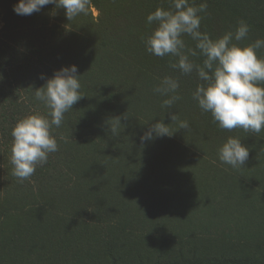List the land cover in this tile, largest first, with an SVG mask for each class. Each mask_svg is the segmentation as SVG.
<instances>
[{"label":"trees","instance_id":"1","mask_svg":"<svg viewBox=\"0 0 264 264\" xmlns=\"http://www.w3.org/2000/svg\"><path fill=\"white\" fill-rule=\"evenodd\" d=\"M246 1L256 2L260 7L251 10L264 19V0ZM100 3L91 0L97 9ZM240 3L243 1L232 0L229 7L238 15L240 8L244 9L242 15L264 34V21ZM91 6L87 15L72 21L64 9L51 4L44 7L45 12L32 15H17L13 9L5 13L0 29V155L11 153V132L20 119L37 113L47 116L48 109L35 99L34 91L57 70L79 64L75 62L81 41L97 37ZM54 9L56 14L52 15ZM46 15L53 16L55 22L48 24ZM238 43L247 45L245 41ZM258 55L264 57V49ZM193 59L203 62V57ZM152 73L159 81L172 76L179 80V86L202 83L195 72L183 75L170 68L169 62L155 67ZM108 99L118 102L112 95ZM71 112L65 113L61 127L53 126L59 150L49 155L46 164L37 166L33 181L41 190L49 180L56 189L55 196L66 207L62 212L100 226L105 241L104 264H264V131L257 135L237 129L231 136L240 138L249 149L248 160L238 169L219 160L218 149L227 138L209 137L210 143H206L198 138L163 136L189 153L185 159L165 147L160 137L142 142L139 134L119 138L104 131L98 140L101 148L97 161L100 163L102 157L107 165L100 170L92 167L83 151L96 137L77 126L69 118ZM83 192L96 197L99 204H82L78 194ZM39 194L35 204L46 205L44 192ZM110 206L111 216L104 208ZM130 226L164 239L173 238L178 247L167 250L157 246L154 253L119 252L112 230ZM201 237L204 243L185 247L191 239ZM221 241L216 248L210 247Z\"/></svg>","mask_w":264,"mask_h":264},{"label":"rangeland","instance_id":"2","mask_svg":"<svg viewBox=\"0 0 264 264\" xmlns=\"http://www.w3.org/2000/svg\"><path fill=\"white\" fill-rule=\"evenodd\" d=\"M216 1V4H212L209 0H189L194 6L204 2L208 4L207 11L199 13L202 17L200 31L216 39L229 31L234 32L238 23L244 21L250 27L248 36L243 40L246 44L264 39V34L254 29L248 16L242 15L244 9L240 8L241 14L238 15L229 7L232 0ZM242 1L241 6L250 10L251 7L259 6L254 1ZM18 2L0 0V29L5 13ZM169 6L170 0H101L99 9L91 6V20L97 37L83 38L81 41L75 62L80 63L75 65L78 67V75H81L82 98L71 109L73 112L69 118L96 137L83 147V151L88 154L86 160L95 169L102 170L107 165L102 157L100 163L97 161L101 148L98 140L104 131L111 132L110 124L117 117L121 118L122 123L118 129L119 138L133 134L142 136L150 128V123L161 120L175 132L170 136L172 139L182 136L210 143V138H228L237 132V129H220L213 122L211 113L199 108L192 98L196 85L190 82L179 86L176 94L181 99L172 108L161 107L167 97L153 92L160 81L152 72L155 67H163L174 58H161L148 53L144 41L156 26L146 23L147 15L157 7L167 9ZM42 12H45L44 8ZM251 12L255 18L264 21L260 15ZM46 17L48 24L55 22L53 16ZM220 17H223V21ZM105 27L108 29L105 30ZM184 39L194 47L190 37ZM108 95H112L118 102L110 101ZM171 113H177L179 120L188 121L189 129L178 130V122H172ZM160 138L164 146L175 155L184 156L185 159L190 157L179 145ZM10 159L11 153L2 152L0 155V264H104L105 241L100 226L85 224L62 212L66 207L55 196L56 189L50 185L49 180L47 184H42L41 190L38 183L33 181V176L23 183L19 182L12 175ZM39 191L44 192L42 196L46 197V205L35 204L41 197ZM78 196L82 204H99L94 200L96 197L89 193L87 195L83 192ZM104 208L108 210L106 215L111 216L112 207ZM112 231V240L119 252L154 253L157 246L167 250L178 247L173 238L164 239L134 226ZM201 239L193 238L185 247L204 243ZM222 241L213 242L210 247L216 248Z\"/></svg>","mask_w":264,"mask_h":264},{"label":"clouds","instance_id":"3","mask_svg":"<svg viewBox=\"0 0 264 264\" xmlns=\"http://www.w3.org/2000/svg\"><path fill=\"white\" fill-rule=\"evenodd\" d=\"M50 4L55 9H64L67 19L72 21L89 13L91 0H19L13 10L17 15H32ZM207 8V2L194 6L189 0H170L167 9L157 7L146 18L148 25H156L144 41L146 50L157 57L174 58L169 61V67L183 75L195 72L202 83L197 85L192 98L203 112L211 113L220 129H243L258 135L264 131V57L258 55L264 49V39L243 46L238 43L250 31L244 21L238 23L234 32L212 39L200 31L199 13H205ZM55 9L52 15L56 14ZM186 36L194 42V47L186 42ZM199 57H203L202 63L193 59ZM80 76L76 65L57 70L43 87L34 91L35 99L48 109L47 116L32 114L13 127L10 162L12 175L19 182L29 180L37 166L46 164L49 155L59 150L52 129L61 127L65 113L82 98ZM44 78L42 75L41 79ZM178 88L179 80L172 76L160 80L153 92L167 97L161 107L170 109L181 99L176 94ZM170 115L172 122H178V130L189 129L188 121L179 120L177 113ZM120 124L121 118L113 119L110 124L113 135H118ZM174 133L161 120L152 124L140 139L146 142ZM218 157L223 164L238 169L248 160L249 149L240 138L228 137L219 147Z\"/></svg>","mask_w":264,"mask_h":264}]
</instances>
